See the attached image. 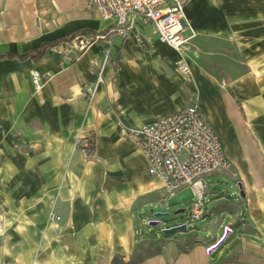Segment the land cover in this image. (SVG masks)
I'll list each match as a JSON object with an SVG mask.
<instances>
[{
  "label": "crops",
  "instance_id": "0c3cea01",
  "mask_svg": "<svg viewBox=\"0 0 264 264\" xmlns=\"http://www.w3.org/2000/svg\"><path fill=\"white\" fill-rule=\"evenodd\" d=\"M84 2L0 0V10L7 17L27 18L34 13L45 17L47 10L39 3H50L52 9V17L44 22L45 35H36L28 50L0 54L25 53L82 29L90 32L76 36H106L82 52L62 42L48 48L38 61L0 60L17 62L26 86L19 100L0 107V264H69L76 257H97L95 264H108L105 257L110 253L126 256L121 252L126 247L123 241L135 243L137 231L129 239L126 235L121 238L120 227L112 233L109 229L116 214L127 210L124 194L131 199L136 190L151 192L155 182L162 188L163 184L150 176L139 146L126 142L119 155L124 177L132 186L116 191L120 123L141 127L187 107L192 99L198 101L202 113L204 99L217 102L221 109L223 131L217 132L203 115L221 139L224 135L229 140L227 157L241 163L237 183L244 195L240 192L231 205L218 202L223 194L215 195L219 205L211 215L218 218L211 230L217 233L221 229L223 235L215 239L187 237L193 242L183 249L148 256L142 264H264V124L260 122L264 110L249 101L243 105L251 94L250 75L232 73L224 82L186 58L191 76L184 77L176 71L182 53L160 42L151 25L137 20L127 38H113L109 32L114 21L86 10ZM184 11L195 35L191 40L200 47L205 40L235 43L251 58L248 51L264 44V0H186ZM93 19L104 26L98 29ZM192 32L188 30L186 35ZM161 49H168L170 55H163ZM93 65H104V83L90 100L83 90L94 83ZM33 70L51 75L40 91L32 83ZM198 93L203 98L200 101ZM238 103L250 115L248 122ZM12 128L20 131L26 149L17 148L21 140L11 134ZM81 130L95 136L91 161L75 150ZM135 149L146 163V172L131 173L124 167ZM53 212L62 218L61 234L50 222ZM225 227L232 232L226 234ZM124 228L129 232L136 222L129 218ZM108 241L121 247L110 248ZM212 245L216 249L206 252ZM80 264L86 263L81 260Z\"/></svg>",
  "mask_w": 264,
  "mask_h": 264
},
{
  "label": "rangeland",
  "instance_id": "374dc122",
  "mask_svg": "<svg viewBox=\"0 0 264 264\" xmlns=\"http://www.w3.org/2000/svg\"><path fill=\"white\" fill-rule=\"evenodd\" d=\"M39 5L45 6L44 8L47 10L45 17L35 16V13L33 17L27 18L7 17V15L0 10V52L8 50H28L30 48L31 40L36 37V35H45L44 22L46 19L52 17V9L50 3H39ZM83 5L84 8L86 7V10L94 12L91 0H85ZM92 22L98 29L104 26L102 21L93 19ZM98 45L99 44H97V46ZM161 52L163 55H170L168 49H161ZM243 52L245 51H241L235 43L205 40L200 47L199 43L193 39L188 43L185 51L182 52V59L185 61L186 58L195 60L208 72L223 78L224 82L229 76H232L235 73L249 74L251 80L250 83H248V88H250L251 94L248 96L249 100H243V105H246V102L249 101V103L254 106L258 105L264 110V103L258 102V100H264V44L261 45L260 49L248 51L251 58L245 57ZM25 90V78L21 75L20 65L15 61L0 63V107L2 104H10L11 102L19 100ZM35 91L37 90L35 89ZM197 98L199 101L200 98L203 99L200 93H198ZM217 105V102L214 103L210 100V103H208V101L204 99L202 109L205 117L218 132V129H221L222 131L224 130L225 119L221 116V109H218ZM245 116L246 122H248L250 115L246 112ZM242 120L243 119H241V121ZM260 122L264 124V115L261 117ZM10 131L15 139H20L22 137L18 129L12 128ZM90 135H92V133L89 134V132L84 133L82 130L80 131L75 141V150L77 153L81 152L80 148L76 146L77 141L80 138L88 137ZM120 135L122 139L116 144V191L122 192L124 188L131 187L132 183L128 182L124 177L121 163L122 156L121 154L119 155V153L122 151V144L126 142H134L123 133L122 127L120 129ZM221 137L225 143V148L230 155L229 140L224 135H221ZM17 148L21 150L26 149L24 141L21 140L18 142ZM132 155L133 156L129 157V159H126L124 167L130 169L131 173L142 171V169L146 172V163L136 149L133 151ZM232 161V167L230 170L213 173L205 177V184L208 189H211L212 193L208 192L204 198L205 217L199 221L192 222L189 217V209L196 199L191 187H186L178 191L176 196L167 202V205H165V203L164 205L160 203L158 204V202L165 197V191L162 187L158 186L156 182L154 183V189L151 192L136 190L131 199L124 194V207L127 210L125 214H119L116 212V218L114 220L112 219L111 227L109 229L112 233L114 229L116 230L120 227L121 231H123L121 232V238H125L126 235L129 239H132L137 231V240L135 243H132V241L127 243V240L123 241L122 239L126 247H122L121 252L126 256L110 253L111 255L109 257H105L108 264H142L148 256L161 252L183 249L186 245L193 242L192 239L187 237L215 239V237L222 234L221 229H219L217 233L216 231L213 232L211 230L214 227V220H217L218 218V215H211V212L217 207V205H219L218 202L231 205L238 201L241 189L237 182L241 181L239 176V167L241 163L233 159ZM126 164H128V166H126ZM146 175L148 176V174ZM216 194H223V196L218 197L217 199L219 201L215 203L214 200H216ZM178 210H184V212L175 214ZM155 212L169 213V215L155 218ZM129 218H132L133 223L134 221L136 222V228H130L129 232H126L127 228L124 230V226L126 227ZM154 220L160 221V223L156 226H150L149 222ZM185 222L188 223L189 228L185 232H176L167 235L169 237L161 232L164 228ZM57 230L58 233L61 234L64 232V227L60 226V229ZM99 230L101 231V227ZM172 236L185 237L187 239L164 241L174 238ZM106 245L110 248L115 246V249L121 247L119 243L117 244V242L114 241H108ZM127 245H130V247ZM107 254L109 255V253ZM81 260L86 264H95L98 259L97 257H85L83 259L76 257L68 260V262L69 264H80Z\"/></svg>",
  "mask_w": 264,
  "mask_h": 264
},
{
  "label": "built area",
  "instance_id": "2783aa9c",
  "mask_svg": "<svg viewBox=\"0 0 264 264\" xmlns=\"http://www.w3.org/2000/svg\"><path fill=\"white\" fill-rule=\"evenodd\" d=\"M185 2L186 0H91V5L101 19L114 21L109 32L111 37L127 38L138 20L141 25H151L160 42L181 54L195 36L185 16ZM188 30L192 32L191 36L186 35ZM105 38V35H80L67 42V45L82 52ZM114 68L116 70V64ZM176 69L184 77L191 76L190 66L183 59L177 61ZM92 71L94 83L83 90L90 100L94 99L99 86L104 83V65H93ZM31 79L35 89L40 91L49 82L51 75L33 70ZM120 125L123 133L141 149L150 176L162 182L165 197L161 203L167 205L178 191L191 187L196 199L189 209L190 220L194 222L203 219L204 198L208 194L205 177L230 170L232 162L227 157L222 139L205 119L198 101L192 99L187 107L141 127H132L123 122ZM88 139L89 136L83 137L76 143L85 157ZM61 219L58 213L50 215V222L56 229H60ZM181 227L183 229L177 232L189 229L185 222L164 228L161 232L167 236L165 230ZM225 232L231 233L232 230L225 227ZM216 247L217 245H212L206 251L210 253Z\"/></svg>",
  "mask_w": 264,
  "mask_h": 264
},
{
  "label": "trees",
  "instance_id": "16d2710c",
  "mask_svg": "<svg viewBox=\"0 0 264 264\" xmlns=\"http://www.w3.org/2000/svg\"><path fill=\"white\" fill-rule=\"evenodd\" d=\"M87 33L90 32L89 30H78L75 33H73L71 35V37H61L55 41H51V42H44L39 48L25 52V53H14V52H7V53H2L0 54V60L3 59H18L20 61H24L27 59H30L32 61H38L40 59H42L45 55V52L48 48H54L56 47L58 44L62 43V42H69L71 41L76 35L80 34V33ZM238 107L240 109V113L242 115V117H245L243 108L241 106L240 103H238ZM95 152H96V141H95V136L94 135H90L89 139H88V149H87V154H86V159L87 161H91L94 159L95 157Z\"/></svg>",
  "mask_w": 264,
  "mask_h": 264
},
{
  "label": "water",
  "instance_id": "95a60500",
  "mask_svg": "<svg viewBox=\"0 0 264 264\" xmlns=\"http://www.w3.org/2000/svg\"><path fill=\"white\" fill-rule=\"evenodd\" d=\"M241 183H239V188L241 189ZM241 195H244V192L243 191H241ZM153 212V211H152ZM182 212H184V210H178V211H176L175 212V214H177V213H182ZM169 215V213H161V212H155L154 213V217L155 218H159V217H162V216H168ZM160 223V221H157V220H154V221H150L149 222V225L150 226H156V225H158ZM181 229H183V227H181V228H172V229H168V230H165L164 232L166 233V234H168V235H171V234H174L175 232H177L178 230H181Z\"/></svg>",
  "mask_w": 264,
  "mask_h": 264
}]
</instances>
